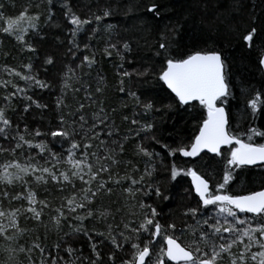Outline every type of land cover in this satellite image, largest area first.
<instances>
[{"label":"trees","instance_id":"obj_1","mask_svg":"<svg viewBox=\"0 0 264 264\" xmlns=\"http://www.w3.org/2000/svg\"><path fill=\"white\" fill-rule=\"evenodd\" d=\"M68 1L78 13H92L96 10L94 4H85L77 0ZM130 1L135 8L132 14L139 16L136 17L138 25H134L133 34V29L127 32L130 25L127 19L131 16H124V13L120 12L122 10H117L115 11L117 13L113 15L114 19L110 18L113 23H105L109 19L107 18L103 22L89 24L85 27L86 31L74 39L76 42L78 40V43H70L72 40L68 36L73 31L72 24L69 23V19L67 21L63 17L64 13L58 8L56 10L58 18L54 17V20L59 25L44 29L40 23L39 30L44 31V36L34 31L25 35V43H28L35 51H29V46L25 50L21 49V45L20 48L18 43L12 42L14 40L0 30V39H3L0 41V74L3 73L1 71L3 65L10 64L23 68L24 63H29L35 74L49 85L36 99L44 107L29 105V109L24 111L19 101L15 104L6 103L5 117L11 121L13 127L33 142L37 144L44 142L49 149L60 153L61 150L56 147L55 143H51L52 138L49 135L36 136V131L49 133L50 130H56L60 115H64L68 124L71 125L73 120L78 121L79 115L83 114L90 125L93 113L98 112L102 106L108 116L107 123L109 125L114 123V127L112 137L109 138L103 134L101 138L107 140L110 146H112V140L123 143V152H120L117 147L118 154H113L118 163L113 164L111 160L103 161L110 166V173L101 174L106 176L104 177L106 180H109L111 175V184L109 187L106 186V189L110 188L111 192L105 189L95 197H91L90 194L91 203L86 201V204L87 209L93 212V216L86 218L82 223L98 245V250L102 255V264H124L126 260L132 259L135 250L131 245L137 241L135 234L126 230L124 225L131 221L130 227H138L143 219L142 213L150 211L139 207L141 201L156 208L159 213L157 219L165 227L169 223H175L176 232L179 234H181L180 229L186 228V224L195 223L190 216L185 217L183 213L189 207H196L198 198L193 193L188 176L180 175L175 181L170 179L173 164L181 169L196 167L201 172L214 173V185L222 177L226 158L230 155L229 152L225 161L221 163L220 156L203 153L201 155L203 159L197 158L196 163L193 164V159L183 158L179 153L174 157L170 156L168 150L163 147V145H168L170 148L179 145L189 146L207 112L198 101L190 105L179 106L173 100L174 95L157 79L166 64L164 57L157 56L155 53L159 50V44L166 42L165 37L173 39V33L169 29L179 28L172 48L176 58L185 57L196 51L216 50L223 53L228 64L230 94L222 98L223 102L220 101V104L224 105L227 113L231 115L230 130L246 143L264 144V135H255L250 131L255 129L264 133V73L259 64L264 53V28L255 38L251 49L242 40V34H246L245 30L249 29L253 18L264 22V0ZM0 3L9 6L10 13L14 8L18 10L27 4L30 9L38 11L43 20L48 17L44 0H0ZM12 4H14L13 7H11ZM153 4L157 5V11L160 13L158 18L153 12L148 11ZM259 22L257 27L261 28ZM109 25L112 27L110 28ZM125 42L129 44L130 51L123 49ZM114 44L115 49L110 47ZM109 52L111 55L108 54ZM85 56L93 61L91 66L84 61ZM48 57H51L54 63L46 64ZM144 69H149L148 77L142 78L135 75L137 70L143 71ZM125 71L133 75L123 77L121 74ZM122 79L125 92L119 90ZM0 80H3L1 76ZM97 88L101 91L97 92ZM128 90L136 92L142 101L148 98L153 99L156 107L162 110L145 112L143 107L137 105L127 94ZM257 93L261 94V100L257 102L258 110L253 115V120H249V112L252 114V111L248 107V102L254 99ZM58 100L62 101L59 108L57 107ZM80 104H84L85 107L78 112ZM168 104H173L170 110L164 108V105ZM71 113H76V115L72 116ZM125 117L127 120L124 119ZM132 120L138 123L132 124ZM149 123L154 125L150 132L139 131L143 125ZM76 127L78 134L75 140L80 144L87 142L81 140L83 133L79 131V124ZM26 128L27 131H25ZM101 129H104L103 125ZM152 135H155L160 143L147 138ZM249 135H252L251 140H248ZM125 137L128 139L125 140ZM5 141L10 146L2 148V142ZM93 144H98V141H93ZM141 144L159 155L149 158L139 153L138 145ZM14 147L13 139H5L0 135V149H2L0 150V165L7 160L13 161V156L17 161L24 163L26 162L25 157H31L32 162L38 165L50 162L35 148L26 152L24 148L14 150L16 149ZM230 148L225 147L221 151ZM96 150L94 147V151ZM100 155H104L102 149ZM96 167L95 158L94 171ZM146 170L151 171L152 176L145 177L144 188L146 189L148 183L158 184L161 190L171 197L169 200L157 198L154 190L151 195L139 192L135 197L125 191L131 183L130 180L123 178L130 174L133 178L139 179ZM232 171L234 173L239 171L241 176L232 185L230 193H246L264 186V166H241ZM117 180H120V183H116ZM40 188L35 189L37 195L42 196L39 198L47 205L43 212L44 220L23 222L22 233H16L10 242L0 241V264H40L41 253L38 248L33 247L34 244H39L45 249V256L51 253L52 256L59 255L65 260L73 259L65 251L70 244L76 249L77 256L95 259L87 236L82 233L65 235L72 233L73 227L80 226L81 223L68 226L66 221H62L59 217L60 223L56 224L55 218L59 215V209L62 208L61 196L63 198V195L56 193V187L45 188V190ZM96 188L97 185L95 190ZM62 209L65 211V208ZM238 215L249 220L252 218L250 214H247V217L243 213L242 215L238 213ZM110 230L111 234L123 244V247L118 249L105 237L96 235V233L103 232L107 236ZM15 231L16 229L12 227L8 232L15 233ZM121 232L132 239L124 243L123 237L119 235ZM179 234L177 237H180L179 240L183 244L192 239L188 231L184 232L186 236ZM224 235L228 236L226 233ZM148 237V233H142L139 241L141 247ZM57 243L62 245L59 250L55 248ZM21 248L24 251H21ZM156 248L160 249L159 246H155V250ZM257 248L255 247V251L259 250ZM29 249L31 252L28 251ZM232 253L238 254V245L233 247ZM109 256L113 259L110 260ZM166 264L169 263L166 262ZM220 264H231L227 254H223Z\"/></svg>","mask_w":264,"mask_h":264},{"label":"snow or ice","instance_id":"obj_2","mask_svg":"<svg viewBox=\"0 0 264 264\" xmlns=\"http://www.w3.org/2000/svg\"><path fill=\"white\" fill-rule=\"evenodd\" d=\"M49 4H52V0H49ZM67 7L66 16L69 17V23L76 26L72 32V35L75 36L80 31V26L83 24L90 23V20H81L71 9ZM3 7V4L0 3V8ZM148 11L153 12L157 18L160 13L157 11V5L153 4ZM27 9L24 12L20 13V16L12 19L9 18L6 21V27L2 29L3 32L8 34L20 33L17 35V39L23 41V33L26 29L23 27V21L28 22L30 28L35 29V21L38 19L37 16H28ZM111 12L105 10L103 15L105 17L109 16ZM0 19H3V14L0 13ZM95 19L99 21L100 16H95ZM258 19L253 18L250 23L249 29H246V34H242V40L248 46L249 49L252 48L255 43V38L260 33L262 28H264V22L261 23V28L257 27ZM111 28L112 26L109 25ZM173 33V39H167L166 42H161L159 44V50L155 53L157 56H163L166 67L162 69L158 75V81L163 82V85L170 90L171 94H174L173 100L179 106L190 105L193 101H198L204 109L207 110V118L203 120L202 125L199 128V134L195 136L194 141L190 146L188 145H179L175 148H170L168 145H163L165 149L168 150L170 156H175L179 153L182 157L193 158V164L196 163V158L203 159L201 156L202 152L212 153L215 156L223 157L221 151L222 145H235L229 149L230 155L226 158V165L223 171L222 177L215 182L213 185L214 173L212 172H201L196 167H187L184 169L178 168L175 164L172 165L170 170V179L175 181L178 176L184 175L191 177L192 190L195 193L197 199L196 207H189L183 215L185 217L190 216L192 220L195 221L194 224H186V228L180 229L183 234L185 231L190 232L192 239L182 246L181 243H178V239L175 235L176 224L169 223L166 227L162 225L157 219L159 213L156 208L152 205H147L140 202L139 207L143 210L145 208L149 209L148 212H143V219L140 222L138 227H130L131 221L124 225L125 229L131 231L135 234L136 241L132 243V248L135 250L131 260H126L124 264H166L165 257L167 261L173 262V264H220L223 260V254L227 253L230 259L231 264H249V261L255 262V264H264V191L252 192L249 195H240L235 193H230L232 185L240 179L241 173L239 171L233 172L232 169H239L243 165H252L258 161L264 162V144L253 145L251 143H245L242 139L239 138L237 134L230 130L231 115L227 113L223 106H217V101H222V98L227 97L230 94V80H229V71L226 58L223 56L221 51H197L193 54L186 55L182 58H176L175 54L172 51L173 41L178 36L179 28L169 29ZM74 43V41H70ZM87 47V45H85ZM111 48L115 49L116 45H111ZM123 49L125 51H130V46L127 42L123 44ZM29 51H35V49L29 46ZM107 51V49H106ZM111 55V53H108ZM119 54V53H118ZM123 59V57H121ZM84 61L88 63L89 66L93 63L89 57L85 56ZM46 64L54 63L51 57H48L45 61ZM259 64L264 67V58L259 60ZM29 68L31 65L28 66ZM15 75L20 76L19 72H16ZM123 77H131L133 73L127 71L121 74ZM135 75L138 77L146 78L150 75L149 69H144L143 71H136ZM21 79L26 81H33L40 88H47L49 85L45 81L36 79L33 76H21ZM8 83V82H6ZM123 79L121 80L120 91L125 92L123 87ZM78 91V90H77ZM97 92H100L101 89L97 88ZM127 94L133 98L137 105L143 107L145 112L156 111L159 112L162 109L156 107V103L153 99L148 98L146 101H142L141 97L137 95L136 92L128 90ZM9 96H6L5 99H9ZM31 100V97H28ZM261 100V94L257 93L255 98L248 102V107L251 109L252 114L258 110V101ZM37 107H44L38 102H35ZM62 101L58 100L57 107L61 106ZM85 105L80 104L77 109L78 112H81L84 109ZM173 104L164 105V108L171 109ZM28 108H25L27 111ZM115 111V109H113ZM70 115L75 116L76 113H71ZM127 120V117L124 118ZM108 116L105 114L104 108L101 106L98 112L93 113L92 123L89 125L87 117L83 114L79 115V120H73L72 124L69 125L68 121L65 119L64 115H60L59 123L56 130H50L49 133H41L39 130L36 131L35 135H51V143H70V147L66 149L68 153V162L72 163L77 171L72 172V176H78L79 179L85 183L91 185L93 181H98V186L95 191L92 189H84V197L81 202L75 203L74 200L70 199L69 204V213H75L77 209L86 208L85 201L91 203L89 193L91 197H95L100 191L106 189L107 181L100 179L101 173L109 172L110 166L103 163L105 160H111L113 164L118 163L114 158V153H117V147L120 152H123V143L117 140H112L111 145L108 141L102 139V135L106 134L107 137H112L113 135V125L107 123ZM0 123L4 127H0V135H3L5 139L9 136V129L11 126V121L5 117L3 110H0ZM138 121L132 120V124H137ZM79 124V131L83 133L81 140L87 141L83 143V160L74 161L73 155L74 150H77L81 147V144L75 140V136L78 134L76 125ZM104 126V129H101V126ZM154 128V125L149 123L143 125L139 131L150 132ZM70 129V130H69ZM100 129V130H98ZM106 130V132H105ZM27 131V128L25 129ZM137 131V135H139ZM255 135H264L255 129L250 130ZM16 137H13L15 139ZM151 140L155 143H160L157 140L155 135H152ZM125 140L128 137L124 138ZM252 139V135L248 136V140ZM19 141H23L32 147L30 141H26L23 135H19L18 142L16 147H21ZM93 141H98V144H93ZM40 148L41 152H44L46 149L51 155L53 161L59 162L60 155L48 148V145L44 142H41L36 145ZM96 148L97 150L89 153V149ZM103 150L104 155H100V150ZM2 150V149H0ZM138 152L142 153L144 156L152 158L154 155H159V153H154L145 148L142 144L138 145ZM89 155L96 158L97 167L93 171V165L91 163H85L88 160ZM31 159V157H30ZM81 165L88 169L87 173H83ZM18 169L16 178L20 179V173L27 174L29 169L28 167H22L19 164L13 165ZM36 168H33V171H36ZM43 172H50L49 168H43ZM64 177V180L68 181L70 178L67 174L61 173ZM84 175H88L89 179L84 180ZM151 177L152 172L146 170L139 179L133 178L130 174L126 175L123 179L130 180L131 185L125 189L130 195L135 197L136 193L143 192L144 195H151L152 190L157 198H162L164 200H169L171 197L166 195L160 188L158 184L153 185L148 183L146 189L145 177ZM41 177H37V180ZM53 179H57L55 174H53ZM111 179V175L109 176ZM7 181V183H12V174L6 173L3 176H0V182ZM116 183H120V180H117ZM140 185L141 187H135ZM108 192H111L110 188L106 189ZM7 196V193H5ZM18 199L19 197H14ZM33 201L29 198V203ZM47 206V205H45ZM211 206V207H210ZM214 209V211H213ZM29 212L35 213V218L39 219L40 213L35 212L33 208L28 209ZM238 213L252 214L251 220L247 218H240ZM4 213L0 211V216H3ZM101 215H105L101 213ZM60 216L63 217V211H60ZM93 212L87 210L86 216H76L75 219L81 221L80 226L73 227L72 233H66V236L70 235H79L83 234L89 238L91 243L92 253L95 256V259H90L88 257L77 256L76 249H74L70 244L65 249L70 260H65L64 257L56 255L52 256L51 253H48L45 256V249L40 247L39 244H34V248H38L41 253L40 264H102V255L98 250V245L92 239L89 231L82 226L84 219L92 217ZM56 224L59 225L60 218H55ZM255 223V227H243L244 225H251ZM13 226L16 225V221H12ZM111 228V226H109ZM3 226L0 225V234H3ZM142 233H148L149 237L143 243L141 247L140 240L142 238ZM227 233L228 236L224 234ZM258 234V235H257ZM97 236L105 237L108 239L112 245L116 248L123 247L117 237L111 234V230L105 236V233L100 232L96 233ZM123 237L124 243L129 242L132 238L125 235L124 232L119 234ZM11 239L10 237H6ZM157 238H162L163 243L166 245V249L161 246L159 251L155 250V245L159 243ZM245 238L247 243H245ZM67 243V242H66ZM203 245V247H202ZM243 245L242 250L238 254L232 253L234 246ZM61 244L57 243L55 248L59 250ZM253 247H258L260 251H252ZM24 251L23 248L20 249ZM31 252V249L28 250ZM109 259H113L112 256H109Z\"/></svg>","mask_w":264,"mask_h":264},{"label":"rangeland","instance_id":"obj_3","mask_svg":"<svg viewBox=\"0 0 264 264\" xmlns=\"http://www.w3.org/2000/svg\"><path fill=\"white\" fill-rule=\"evenodd\" d=\"M77 1H81L85 4H94V9L95 12L92 13H86V12H81L78 13L76 12L70 5V2L68 0H52V4H49V0H44V3L46 4L45 8L47 11V16L44 20L42 18V15L36 11L35 9L32 10V8L30 9L27 4L24 5V7L20 8V9H15L13 10L12 13H10L8 11V7L9 6H5L3 5L2 8H0V13L3 14V19H0V30L3 34L5 35H9L14 41L12 42H16L19 44L20 48L25 50L26 47H28V43H25V35L28 34L31 31H34L36 34L40 35V36H44V31L39 30L40 29V23H42V25L44 26V29L46 27H53V25H59V23L54 20L55 18H58L56 15V10L58 8L61 9L60 11H62L64 14L67 12V7H65L64 5H67L69 7H71L72 11L81 19V20H90V23L88 24H83L82 26H80V31L73 36L72 32L70 33V35L68 36V38L72 41H74L75 43H78L74 40L75 38H78V36L85 32L86 29L85 27H87V25L89 24H95L99 21H105L107 18H109L107 21H105V23H113V21L110 20L114 19L113 15L116 14L117 12L115 11H120L121 13H124V16H131V18L127 19V21L130 23L127 32H129V30L131 31V29H133L132 34L134 33V27L136 25H138L137 23V16L136 14H132L134 11V6L132 5L130 0H77ZM14 4L11 5V7H13ZM25 9H27V15L28 16H37L38 19L35 21L36 24V28H30L28 26V22L27 21H23V27L26 29V31L23 33V41L18 40L16 37L17 35H19L20 33H15V34H8L2 31V29L4 27H6V21L9 18L15 19L17 17L20 16L21 12H24ZM105 10H109L111 12V14L107 17H105L103 15ZM127 12V13H125ZM63 17H65L68 21L69 17L64 15ZM100 16L101 19L99 21H97L95 19V16ZM139 15V14H138ZM135 25V26H134ZM98 26V25H96ZM76 26L72 25V30H74ZM39 30V31H38ZM0 41H3V39L1 38ZM79 45V44H78ZM115 45V44H114ZM31 65L29 63H24L23 68L20 67H16L14 65H10V64H6L3 65L1 67V71L3 72L2 74H0L1 78L3 80H0V110H5L4 108H6V103H11L13 102L14 104L17 103V101H19L20 105L23 106L24 111L25 108L27 107L29 109V105H33L35 106L36 103L38 102L37 97H40L43 93V91L46 88H40L39 86L36 85L35 80L33 81H26L24 79H21V76H33L36 79H39L41 81H44L41 77H39L37 74H35L32 66L29 68L28 66ZM16 72H19L21 75L17 76L15 75ZM8 82V83H6ZM48 88V87H47ZM6 96H9V99H5ZM28 97H31V100L28 99ZM19 99V100H18ZM21 101V102H20ZM3 102H5V104L3 105ZM40 104V103H39ZM249 111V110H248ZM249 120H253V114H251L249 112ZM0 127H4V125L2 123H0ZM9 136L8 138L13 139V137H16L15 139H13L15 141V147L17 149H22L24 148V150L26 149V152L28 150H33V148L37 149L38 152L44 156V158L47 161H50L49 163H45L42 165H38L32 162V158L30 159V157H25L26 162L28 161V163H24V162H20L17 161L15 159V156H13V161H5L3 162L2 165H0V176L5 175L6 173H10L12 174V183L9 184L7 183V181H2L0 182V211H2L4 213L3 216H0V225L3 226V234H0V241H7L10 242L14 239V235L20 234L22 233V223L23 222H29V221H42L44 220V215L43 212L45 211V208L47 206H45V202L42 201L40 198H42V196H38L36 193V189L35 188H40L42 190H45V188H50L53 189L56 187L55 191L57 194L61 193L63 195V198L61 196V201H62V208H65V212L64 209H59V215L57 217H61L60 216V211H63L64 216L61 217L62 221H66L68 226L73 225L74 223H81V221L75 219L76 216H86V212H87V204H86V208L83 209H77L75 213H69V204L68 201L70 199L75 198L74 200V204L75 203H79L81 202L82 198L84 197L85 193H84V189L86 188H91L92 191L95 190L96 185L98 186V181H93L91 185L89 184H85L83 183L78 176H72V172L77 171V169L73 166L72 163L68 162V153L66 151V149H68L70 147V143H55L56 147L58 149L61 150L60 153V161L56 162L53 161L51 158L50 153L48 152V150L46 149L44 152H41L40 148L36 147L37 143L33 142L32 140L28 139V137H25L26 141H30L32 144V147H29V145L23 141H19V143L21 144V147L17 148L16 144L18 142V137L19 135H22L21 132L16 129L15 127H13L12 125L10 126L9 129ZM2 137H4L3 135H1ZM49 137H51V135L49 134ZM5 146L9 147L10 144H6L5 142H2V148H5ZM24 152V151H23ZM94 152V148L89 149V153ZM57 153V152H56ZM223 153V157H221V163H223L225 161V157H227V154L229 153V150H225L222 152ZM30 156V155H29ZM83 144H81V147L77 150H74V155H73V160L74 161H81L83 160ZM95 157L89 155L88 160L85 163H91L93 165V161H94ZM11 160V159H10ZM19 164L22 167H28L29 171L27 174L24 173H20V179L16 178V174L18 173V169L16 167H14L13 165ZM33 168H36V171H33ZM43 168H49L50 172H43L42 169ZM82 171L83 173H87L88 169L86 167H84L83 165H81ZM94 171V170H93ZM61 173H65L69 176V180L66 181L64 180V177L61 175ZM53 174H55V176L57 177V179H53ZM37 177H41V179L37 180ZM106 177L105 175L103 176L102 174L100 175V179L104 180ZM89 177L88 175H84V180H88ZM104 181H107V185L109 187V185L111 184V180L109 179H105ZM131 183V181H130ZM131 185V184H130ZM5 193H7V196H5ZM90 196V193L88 194ZM14 197H19L18 199L14 198ZM40 197V198H39ZM29 198H31V200L33 201L31 204L29 203ZM33 208L35 210V212H39L40 213V217L39 219L35 218V213L34 212H29L28 209L29 208ZM241 218V217H240ZM244 219V218H242ZM15 220L16 221V225L13 226L12 221ZM251 220V219H250ZM85 221V219L83 220V222ZM82 222V223H83ZM16 229L15 233H9V229H11L12 227ZM255 227V223H252L251 225H244L243 227ZM181 233V232H180ZM181 236H186V234H179ZM258 235V234H257ZM6 237H10L11 239H7ZM122 240V239H120ZM245 243H247V239L245 238ZM243 245H238V252L240 250H242ZM159 248H156V251ZM258 249V248H257ZM232 251V250H231ZM254 251H255V247H254ZM260 251V249L258 250ZM158 252V251H157ZM227 254V253H225ZM228 255V254H227ZM250 264H255V262L249 261Z\"/></svg>","mask_w":264,"mask_h":264},{"label":"water","instance_id":"obj_4","mask_svg":"<svg viewBox=\"0 0 264 264\" xmlns=\"http://www.w3.org/2000/svg\"><path fill=\"white\" fill-rule=\"evenodd\" d=\"M208 52H210V51H208ZM195 53V52H194ZM262 58H264V55L262 56ZM262 70H263V72H264V67H262ZM163 83V82H162ZM165 86V85H164ZM166 87V86H165ZM167 88V87H166ZM170 91V90H169ZM172 95H174V94H172ZM194 102V101H193ZM192 103V102H191ZM217 106H222V105H217ZM207 118V117H206ZM199 134V130H198V132H197V134L196 135H198ZM195 138V137H194ZM194 141V140H193ZM225 146H227V145H222L221 146V148L222 147H225ZM206 151V150H205ZM212 154V153H211ZM261 163H264V162H261V161H258V162H256L255 164H252V165H257V164H261ZM252 165H249V166H252ZM190 183H191V186H192V182H191V177H190ZM257 191H264V188H262V189H259V190H257ZM257 191H254V192H257ZM194 192V191H193ZM252 193V192H251ZM251 193H247V194H243V195H249V194H251ZM178 243H180V241L178 240L177 241ZM183 246V245H182Z\"/></svg>","mask_w":264,"mask_h":264},{"label":"flooded vegetation","instance_id":"obj_5","mask_svg":"<svg viewBox=\"0 0 264 264\" xmlns=\"http://www.w3.org/2000/svg\"><path fill=\"white\" fill-rule=\"evenodd\" d=\"M226 110V109H225ZM227 112V111H226ZM246 143V142H245ZM203 153H201V155H202ZM183 158H186V157H183ZM188 159H191V158H188ZM197 159V158H196ZM243 166H245V165H243ZM255 166H264V164H258V165H255ZM255 166H245V167H255ZM262 188H264V186L263 187H261L260 189H262ZM259 190V189H258ZM241 215H242V213H240ZM244 215H245V217H247V214H245V213H243ZM250 215H252V214H250ZM227 234V233H226ZM158 240L160 239V238H157ZM164 243H163V241H162V238H161V240H159V243H157L155 246H159V247H161V246H163L164 247Z\"/></svg>","mask_w":264,"mask_h":264},{"label":"bare ground","instance_id":"obj_6","mask_svg":"<svg viewBox=\"0 0 264 264\" xmlns=\"http://www.w3.org/2000/svg\"><path fill=\"white\" fill-rule=\"evenodd\" d=\"M210 51H216V50H210ZM197 52V51H196ZM205 52H208V51H205ZM194 53V52H193ZM192 53V54H193ZM192 143V142H191ZM190 146V145H189ZM179 233L178 232H175V235L177 236Z\"/></svg>","mask_w":264,"mask_h":264}]
</instances>
